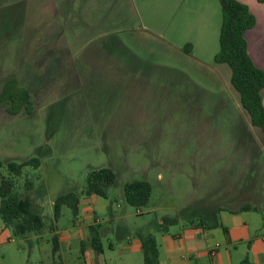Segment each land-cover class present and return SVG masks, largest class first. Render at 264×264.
<instances>
[{
	"label": "rangeland",
	"instance_id": "obj_1",
	"mask_svg": "<svg viewBox=\"0 0 264 264\" xmlns=\"http://www.w3.org/2000/svg\"><path fill=\"white\" fill-rule=\"evenodd\" d=\"M136 23L130 0H0V91L16 79L31 106L12 114L0 102V181L12 178L45 223L40 236L15 234L0 214V264H52L50 230L75 219L61 206L54 220L56 197L80 195L88 173L105 167L114 182L105 198L80 196L79 218L96 217L106 252L136 237L151 206L199 223L248 203L253 233L264 231V133L250 125L229 67L217 77L130 30ZM31 158L40 164L8 172ZM133 180L151 184L140 215L123 197Z\"/></svg>",
	"mask_w": 264,
	"mask_h": 264
},
{
	"label": "crops",
	"instance_id": "obj_2",
	"mask_svg": "<svg viewBox=\"0 0 264 264\" xmlns=\"http://www.w3.org/2000/svg\"><path fill=\"white\" fill-rule=\"evenodd\" d=\"M239 1L245 3L255 15V25L245 32V38L253 63L264 70V0ZM130 5L137 19L135 28L130 30L146 34L168 48H175L179 53L181 48L189 44L190 55H184L196 64L209 68L217 77L220 76L222 64L213 62L219 50L222 23L219 0H130ZM262 102L264 106V91ZM78 206L80 213V200ZM161 209L160 206L148 209L154 213L153 218L136 227V237H129L126 246H117L109 241V252L103 248L101 253H96L88 244V227L98 224L100 230V223L94 215L91 219L82 220L78 213L72 228L61 231L53 227L50 230L49 233L56 235L58 245L51 263L111 264L113 260L112 264H143L142 237L152 235L158 246L156 264H239L245 260L248 264H264V231L253 233L249 217L243 211L233 213L229 211L231 208H219L225 212L219 215L213 213L207 221L201 220L199 223L192 219L189 221L186 217H172L176 219L171 224L174 227L168 225L167 231L160 232L158 237L156 232L162 218L169 217L159 214ZM142 212L137 208L135 214L140 215ZM114 217H121V214ZM215 220L221 226L209 227ZM76 241L78 253L70 250L71 243ZM116 252L118 257L114 260L112 255Z\"/></svg>",
	"mask_w": 264,
	"mask_h": 264
},
{
	"label": "trees",
	"instance_id": "obj_3",
	"mask_svg": "<svg viewBox=\"0 0 264 264\" xmlns=\"http://www.w3.org/2000/svg\"><path fill=\"white\" fill-rule=\"evenodd\" d=\"M219 2L222 12V23L219 34V50L215 54L213 62L215 64H225L229 67V83L237 92L239 103L248 115L250 125L259 128L264 133V106L262 102L264 70L253 63L247 50L245 38V32L255 25V15L245 3L239 0H219ZM171 49L177 51L173 47ZM180 51L183 54L190 55L191 47L187 44ZM1 101L7 104L9 113L15 114L21 109L30 112L29 93L26 90L18 89L16 79H7L4 82L0 91ZM39 164L38 158H31L21 163L11 162L7 165V169L10 174L20 176L24 166H38ZM114 180L115 173L108 167L88 173L86 189L81 191L80 195L69 192L56 197L53 204L54 220L57 221L59 219L61 206H67L75 218L79 213L80 196L94 194L105 198L106 189ZM14 186L15 183L10 177H4L0 181V214L2 221L5 225L11 226L15 234L39 233L45 226L42 216L33 211L29 194L19 195L14 191ZM150 195L151 184L148 181L133 180L123 186L124 200L133 207L146 206ZM254 209H256L255 206L244 204L238 209H230L229 211L237 213ZM218 210L220 211V209ZM175 222V218L163 217L158 231L161 233L166 232V227ZM217 226H221L217 220L209 224V227ZM222 229L226 232L225 227L222 226ZM88 234V244L96 253H101L103 244L98 224H91L88 227ZM51 239V252L52 255H55L58 251L56 235H53ZM142 253L143 264H156L158 246L152 235L142 237ZM239 264H248V262L245 260Z\"/></svg>",
	"mask_w": 264,
	"mask_h": 264
},
{
	"label": "built area",
	"instance_id": "obj_4",
	"mask_svg": "<svg viewBox=\"0 0 264 264\" xmlns=\"http://www.w3.org/2000/svg\"><path fill=\"white\" fill-rule=\"evenodd\" d=\"M213 253H214V251L211 252V254H213Z\"/></svg>",
	"mask_w": 264,
	"mask_h": 264
}]
</instances>
